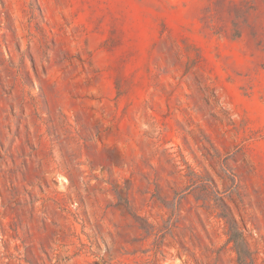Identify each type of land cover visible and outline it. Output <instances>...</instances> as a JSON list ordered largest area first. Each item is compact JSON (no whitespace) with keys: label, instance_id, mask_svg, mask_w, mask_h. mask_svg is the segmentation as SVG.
I'll use <instances>...</instances> for the list:
<instances>
[{"label":"rangeland","instance_id":"1","mask_svg":"<svg viewBox=\"0 0 264 264\" xmlns=\"http://www.w3.org/2000/svg\"><path fill=\"white\" fill-rule=\"evenodd\" d=\"M0 264H264V0H0Z\"/></svg>","mask_w":264,"mask_h":264}]
</instances>
